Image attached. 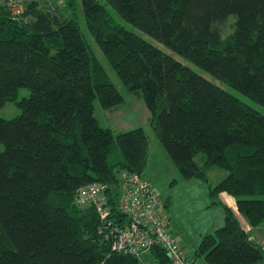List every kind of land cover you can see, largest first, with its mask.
Here are the masks:
<instances>
[{
  "label": "trees",
  "instance_id": "trees-1",
  "mask_svg": "<svg viewBox=\"0 0 264 264\" xmlns=\"http://www.w3.org/2000/svg\"><path fill=\"white\" fill-rule=\"evenodd\" d=\"M2 1L0 107L15 102L20 113L0 116V264H145L112 252L94 207L74 202L78 187L98 181L117 210L121 173L142 174L149 146L143 128L113 133L95 117V100L113 109L124 97L86 40L81 10L182 178L225 170L211 197L220 202L226 192L250 226L264 223V115L105 7L264 106V0H80L81 10L77 0H22L17 16ZM230 17L233 30L222 37L217 24ZM21 88L29 94L18 100ZM223 207L224 224L201 237L195 255L208 264H262L260 243ZM148 254L171 264L160 246Z\"/></svg>",
  "mask_w": 264,
  "mask_h": 264
},
{
  "label": "rangeland",
  "instance_id": "rangeland-1",
  "mask_svg": "<svg viewBox=\"0 0 264 264\" xmlns=\"http://www.w3.org/2000/svg\"><path fill=\"white\" fill-rule=\"evenodd\" d=\"M98 1L105 4L104 0ZM0 3L4 2L0 0ZM77 6L78 9L81 10L80 0H77ZM105 7L115 20L123 24L127 29L136 32L148 42L154 44L165 52L172 54L183 64L188 65L199 74L211 79L223 89L264 115L263 105L253 101L248 96L237 91L228 84L215 79L191 61L171 51L152 37L142 33L140 30L120 18L115 10L108 4H106ZM233 23L234 19L230 17L228 20L217 24V29L220 31L222 37H226L231 33L233 30ZM79 24L95 55L101 61L112 81L116 84L124 97V102L113 109H105L101 106L98 100H95V117L100 126L109 128L113 133L128 131L136 127L144 129L149 137V146L147 163L143 169L142 175L159 190L163 199L166 198L170 201L168 207L165 209V213L170 219V228L178 236L180 245L186 248L189 256L194 259V264H208L203 256L195 255V250L203 235L212 233L216 228L224 224V204L219 199L220 202H216V200L211 197L209 191L210 186L217 184L225 177L226 171L214 167L208 171L207 178L205 179L182 178L150 127L148 120L149 112L144 101L128 92L122 85L113 68L108 64L106 58L99 49L93 36L86 29L82 10L79 12ZM28 94V89L21 88L18 92V100ZM19 113L20 108L16 106L15 102H8L0 107V116L4 118H12ZM196 159L200 162L198 158ZM237 217L239 219L238 215ZM143 257L145 263L150 262V255L148 253Z\"/></svg>",
  "mask_w": 264,
  "mask_h": 264
},
{
  "label": "built area",
  "instance_id": "built-area-1",
  "mask_svg": "<svg viewBox=\"0 0 264 264\" xmlns=\"http://www.w3.org/2000/svg\"><path fill=\"white\" fill-rule=\"evenodd\" d=\"M4 1L13 16L23 12L22 0ZM74 202L94 207L112 252L143 257L154 246H160L168 254L171 264H194L170 228L159 190L142 174L128 170L121 173V191L115 200L117 210L108 199L105 184L98 181L78 187ZM260 248L264 253V240ZM145 264L158 263L150 260Z\"/></svg>",
  "mask_w": 264,
  "mask_h": 264
},
{
  "label": "crops",
  "instance_id": "crops-1",
  "mask_svg": "<svg viewBox=\"0 0 264 264\" xmlns=\"http://www.w3.org/2000/svg\"><path fill=\"white\" fill-rule=\"evenodd\" d=\"M218 199L224 204L231 207L235 214L239 216V221L243 229L248 232L251 239L255 242L261 243L264 240V223L258 226H250L247 220L237 211L235 199L233 196L229 195L226 192H220L218 194ZM238 218V217H237ZM258 230V231H255Z\"/></svg>",
  "mask_w": 264,
  "mask_h": 264
},
{
  "label": "water",
  "instance_id": "water-1",
  "mask_svg": "<svg viewBox=\"0 0 264 264\" xmlns=\"http://www.w3.org/2000/svg\"><path fill=\"white\" fill-rule=\"evenodd\" d=\"M262 264H264V260H263V263Z\"/></svg>",
  "mask_w": 264,
  "mask_h": 264
}]
</instances>
